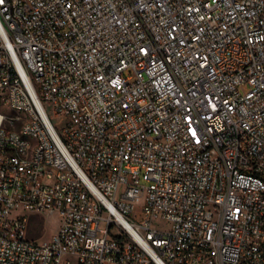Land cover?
<instances>
[{"label": "built area", "instance_id": "1", "mask_svg": "<svg viewBox=\"0 0 264 264\" xmlns=\"http://www.w3.org/2000/svg\"><path fill=\"white\" fill-rule=\"evenodd\" d=\"M0 264H264V0H2Z\"/></svg>", "mask_w": 264, "mask_h": 264}, {"label": "rangeland", "instance_id": "2", "mask_svg": "<svg viewBox=\"0 0 264 264\" xmlns=\"http://www.w3.org/2000/svg\"><path fill=\"white\" fill-rule=\"evenodd\" d=\"M47 111L50 119L55 124V127L60 130L62 126V120L59 116L53 114V112L47 106ZM28 221V238L30 240L37 241L39 243L44 241H50L56 230L58 221L56 217L48 216L44 213L31 214L25 213ZM154 226L160 230H167L168 224L163 221H156Z\"/></svg>", "mask_w": 264, "mask_h": 264}, {"label": "snow or ice", "instance_id": "3", "mask_svg": "<svg viewBox=\"0 0 264 264\" xmlns=\"http://www.w3.org/2000/svg\"><path fill=\"white\" fill-rule=\"evenodd\" d=\"M0 3H2V0H0Z\"/></svg>", "mask_w": 264, "mask_h": 264}]
</instances>
